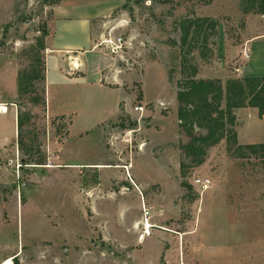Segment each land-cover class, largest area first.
Returning <instances> with one entry per match:
<instances>
[{
	"label": "rangeland",
	"instance_id": "obj_1",
	"mask_svg": "<svg viewBox=\"0 0 264 264\" xmlns=\"http://www.w3.org/2000/svg\"><path fill=\"white\" fill-rule=\"evenodd\" d=\"M59 1L0 0V61L19 73L44 68L46 48L36 40L43 28L48 35ZM120 2L91 22L97 82L35 80L9 102L21 126L0 148V264L8 257L12 264H264V152L238 139L256 110L234 108L235 141L227 135L193 165L182 150L190 137L176 99L188 77L222 86L250 77L241 52L255 28L264 31V17L247 22L251 0H232L230 14L207 18L182 44L180 21L209 0ZM117 37L124 44L113 52ZM48 103L69 114L48 117ZM139 104L140 120L132 111ZM195 178L209 179V188Z\"/></svg>",
	"mask_w": 264,
	"mask_h": 264
},
{
	"label": "crops",
	"instance_id": "obj_2",
	"mask_svg": "<svg viewBox=\"0 0 264 264\" xmlns=\"http://www.w3.org/2000/svg\"><path fill=\"white\" fill-rule=\"evenodd\" d=\"M74 4L69 6L68 4ZM83 0H60L52 8L53 17L48 23V35L46 38V57H45V71L44 76L47 84L58 85L62 82H81L92 77L94 82H97L102 76L101 68L96 69V56L91 58L89 54L95 51L91 40L92 20L97 17L108 16L112 10L118 7L120 0H107L95 7H86L76 5ZM76 5L75 7H72ZM234 6L232 0H209L204 4L194 3L191 5L190 16L192 18H212L220 19L223 16L230 14V9ZM74 11V13H68ZM187 12H180L185 15ZM194 15L195 17H193ZM243 15L247 22L249 20L260 19L264 14L246 11ZM188 18V17H186ZM258 30V31H257ZM249 56L244 64L243 71H246L250 77H264V48L259 47L261 41L264 40V31H259L255 28L250 35L247 36ZM256 45H253L255 44ZM97 49V48H96ZM260 49V52L258 51ZM97 55V54H96ZM99 57V55H97ZM72 59L76 61L79 66L72 63ZM89 59L94 62V65L89 64ZM75 67V68H74ZM17 74L18 70L15 65L2 59L0 61V96L6 95L5 100L0 99V104L4 105L5 110L0 111V129L4 128L5 120L9 119L11 129L8 133L0 134V148L8 143L17 134V114L18 111L13 102L17 96ZM49 88V86H48ZM242 110L244 108H241ZM255 114H251L246 119V126H248L245 134L239 136L242 144H256L261 143L264 139V129L262 119L259 118L256 108ZM247 110V109H244ZM46 114L48 117L57 115H68L62 111H54L46 106ZM8 116V117H7ZM257 126L254 132H251V127ZM254 133V134H252ZM256 139V141H253ZM152 227V226H151Z\"/></svg>",
	"mask_w": 264,
	"mask_h": 264
},
{
	"label": "trees",
	"instance_id": "obj_3",
	"mask_svg": "<svg viewBox=\"0 0 264 264\" xmlns=\"http://www.w3.org/2000/svg\"><path fill=\"white\" fill-rule=\"evenodd\" d=\"M251 2L254 12L264 14V0H251ZM208 21L207 18H193L191 20L185 18L181 20L182 44H185L190 31L191 36ZM46 36L47 31L43 28L42 38L36 40L41 50L45 48L43 39ZM38 67L30 72H18V92L33 89L35 80L44 82L45 66L44 68L40 65ZM176 99L178 103L177 118L181 128L190 137L188 143L182 146V150L193 165H200L203 162L206 149L217 144L222 138H227V135L232 136L235 141V132L231 128L235 120L234 108L245 106L256 108L259 117L262 119L264 129V77H244L242 80L229 79L225 81L223 86L219 80L188 77L179 83ZM223 99L225 100L224 108H221L220 104ZM20 126L21 114L18 112L17 129ZM195 127L205 129L206 133L195 135ZM242 147L259 149L264 152V140L258 144H246Z\"/></svg>",
	"mask_w": 264,
	"mask_h": 264
},
{
	"label": "built area",
	"instance_id": "obj_4",
	"mask_svg": "<svg viewBox=\"0 0 264 264\" xmlns=\"http://www.w3.org/2000/svg\"><path fill=\"white\" fill-rule=\"evenodd\" d=\"M110 43H111V50L113 52H117L118 50H121V47L122 45L124 44L123 40L121 37H117L116 39H111L110 40ZM241 56L244 58V59H247L248 56H249V49H247V47H244L242 52H241ZM236 72L239 71V69H235ZM144 109H145V106L144 105H135L133 108H132V111L135 112V113H139L140 116H139V119H141V114L144 112ZM125 166V169H126V165ZM130 178V177H129ZM193 184L197 185L198 187H200L202 190H206L207 188H209L210 186V180L207 179V178H195L193 180ZM142 208H144L143 210V217H144V221L146 224L149 223L148 221V218H149V211L145 208H148L146 207L144 204H142ZM150 224V223H149ZM151 225V224H150Z\"/></svg>",
	"mask_w": 264,
	"mask_h": 264
},
{
	"label": "bare ground",
	"instance_id": "obj_5",
	"mask_svg": "<svg viewBox=\"0 0 264 264\" xmlns=\"http://www.w3.org/2000/svg\"><path fill=\"white\" fill-rule=\"evenodd\" d=\"M72 63H73L75 66H79V65L76 63L75 59H74V60L72 59ZM3 108H5V106L0 104V111L5 110V109H3ZM123 167H124V166H123ZM151 226H152V225H150L149 223L146 224L145 222H143V227H144L145 229H149ZM2 264H12V258H11V257L5 258V259L3 260V262H2Z\"/></svg>",
	"mask_w": 264,
	"mask_h": 264
}]
</instances>
